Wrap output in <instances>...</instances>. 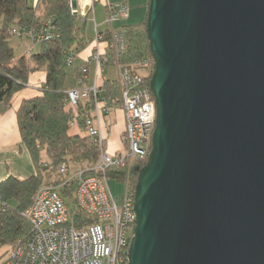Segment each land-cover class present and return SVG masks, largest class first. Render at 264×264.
Masks as SVG:
<instances>
[{"label":"water","instance_id":"1","mask_svg":"<svg viewBox=\"0 0 264 264\" xmlns=\"http://www.w3.org/2000/svg\"><path fill=\"white\" fill-rule=\"evenodd\" d=\"M146 31L156 128L128 264H264V0H150Z\"/></svg>","mask_w":264,"mask_h":264},{"label":"built area","instance_id":"2","mask_svg":"<svg viewBox=\"0 0 264 264\" xmlns=\"http://www.w3.org/2000/svg\"><path fill=\"white\" fill-rule=\"evenodd\" d=\"M69 1L72 7V0ZM77 2L76 16L84 22L91 11L94 14L93 2ZM87 2L91 8L88 15L84 12ZM129 11L125 4H107L108 40L98 32L94 21V48L90 57L96 67L94 82L85 89L88 70L83 67L75 88L67 91L65 108L71 111L70 127L72 130L81 128L83 135L98 146V161L92 167L71 169L65 163L57 167V173L65 182L59 186L45 185L38 190L33 204L23 213L32 226L30 238L10 247L0 264H128L136 227L135 192L129 173L133 166L148 160L156 128V103L150 82H147V70L152 62L154 64L153 59L130 65L120 62L128 51V41L126 32L116 28L115 23L127 19ZM56 30L57 26L48 22L41 34L16 28L11 33L18 38L24 36L40 42L58 37ZM103 43L107 46L105 51L101 50ZM76 57L73 51H67L69 67ZM109 68L117 77L112 81L120 84L118 94L108 95L102 88V77ZM117 106L122 107L126 126L120 136L122 148L111 151L110 138L104 136L101 129V119ZM121 175L125 177L120 179ZM110 178L125 183L126 191L120 198L112 194ZM75 179L78 185L70 207L60 190Z\"/></svg>","mask_w":264,"mask_h":264},{"label":"trees","instance_id":"3","mask_svg":"<svg viewBox=\"0 0 264 264\" xmlns=\"http://www.w3.org/2000/svg\"><path fill=\"white\" fill-rule=\"evenodd\" d=\"M48 22L57 26L58 37L34 42V50L17 55L10 43L12 38L18 39L12 35V30L16 28L41 34ZM86 22H79L77 16H73L69 0H0V113L5 112L11 105V99L26 87L31 74L39 71L46 74L40 95L25 99L17 111L22 143L30 154L35 173L27 179L10 176L0 182V249L7 248L4 254L13 245L30 238L32 226L23 213L33 204L38 190L45 185L59 186L65 182L55 167L63 163L71 169L92 167L98 161V146L83 134L71 133L72 115L65 108L67 91L70 90L67 86L68 68L75 64L67 65V51L71 50L78 56L92 42L93 37L88 38L86 33ZM146 22L147 18L144 22L123 27L128 51L120 58L122 64L153 59ZM103 34L108 40V34ZM82 69L80 66L74 72L76 82L82 76ZM149 69L147 82L154 72L153 62ZM107 84L116 88L115 81L108 80ZM147 161L131 168L129 176L133 192L139 171ZM52 177L55 180L52 181ZM124 177L119 176L120 179ZM77 185L78 180L75 179L60 190L68 204L74 202Z\"/></svg>","mask_w":264,"mask_h":264},{"label":"crops","instance_id":"4","mask_svg":"<svg viewBox=\"0 0 264 264\" xmlns=\"http://www.w3.org/2000/svg\"><path fill=\"white\" fill-rule=\"evenodd\" d=\"M94 5V14L88 16L87 22L89 19L95 21L98 25V32L105 33L108 31L109 27L105 23L106 21V7L107 4H125L129 8V17L125 20L117 22L116 28H123L125 25H132L136 23H129L132 18L139 16L140 21L144 18H147L148 15V0H92ZM101 11L103 20L98 22L97 20V10ZM135 9V10H133ZM139 9V10H138ZM143 10V11H142ZM145 10V12H144ZM141 12V15L140 13ZM143 15V16H142ZM142 19H141V17ZM81 22V21H80ZM83 22V21H82ZM86 22V23H87ZM102 28V29H101ZM95 34V28H94ZM92 36V35H91ZM18 41V40H17ZM31 40L25 38L18 41L19 47H24L25 54L28 51L31 52L34 50L35 46ZM101 45L102 50H106L107 46L105 43ZM93 47L90 45L83 52L78 54L75 64L68 68L71 72L68 71L70 76L75 80V85L68 87V89L75 88L77 82V77L74 75L75 70L78 67H86L88 70V76L86 80V85L91 86L94 82L96 67L90 62V56L92 54ZM20 55V56H21ZM112 68L106 69V76L102 77V82L112 81L110 72ZM46 80V74L43 71L35 72L30 75L29 82L26 87L16 94L11 102V105L8 109L0 113V182L6 180L8 177L13 176L19 179H27L35 173L32 159L29 152L25 149L22 143L21 135L17 123V111L21 103L25 99L33 98L40 95V89L44 85ZM126 122L125 116L122 109L119 107L113 108L110 114L103 116L101 119V129L103 135L109 139L110 150L115 151L122 148L120 144V136L125 130ZM72 134H82L81 128L71 129ZM110 135V136H108Z\"/></svg>","mask_w":264,"mask_h":264},{"label":"rangeland","instance_id":"5","mask_svg":"<svg viewBox=\"0 0 264 264\" xmlns=\"http://www.w3.org/2000/svg\"><path fill=\"white\" fill-rule=\"evenodd\" d=\"M93 2V1H92ZM91 2V3H92ZM82 4L84 3V0H82V2H81ZM77 4H78V2H77ZM90 3L89 2H87V4H86V8H85V10H84V12H85V14L86 15H88V13L90 12V10H91V8L90 7H88V5H89ZM77 8H78V5H77ZM88 8V9H87ZM87 9V10H86ZM93 10H94V7H93ZM133 10H135V9H133ZM139 10V9H138ZM143 11V10H142ZM144 12H145V10H144ZM138 13H140V15H141V12H139L138 11ZM90 14H93V12L91 11L90 13H89V15ZM88 15V16H89ZM88 16H86L85 17V19L87 18L88 19ZM143 16V15H142ZM144 16H145V14H144ZM144 16H143V20H141V21H144L145 19H146V17L144 18ZM141 17V16H140ZM81 18V17H80ZM78 19V21L80 22L81 21V19ZM87 19H86V21H87ZM141 19H142V17H141ZM97 20H98V22H102V20H103V17H102V14H101V11L98 9L97 10ZM140 21V18H139V16H137V17H135V18H132L131 20H130V22L129 23H136V24H138V23H141V22H139ZM82 22V21H81ZM116 25H118V24H116L115 23V26ZM102 29V28H101ZM86 33H87V36H88V38H92V37H94V23L92 22V20L91 19H89V21L87 22V25H86ZM92 35V36H91ZM25 38H27V37H21V38H18V39H15V38H12L11 40H10V43H11V45L15 48V50H16V54L17 55H21L23 52H24V47H19V46H17L18 45V41L20 40V39H25ZM90 38V39H91ZM18 40V41H17ZM29 40H31V39H29ZM30 42H33V40H31ZM33 44H34V42H33ZM35 45V44H34ZM90 45L94 48V45H93V42H90ZM90 45H88L87 46V48L90 46ZM101 45H104V44H101ZM93 50V49H92ZM102 50V49H101ZM103 51V50H102ZM27 53H30L29 51L27 52ZM92 55V54H91ZM91 57V56H90ZM90 59V58H89ZM148 70H150V69H148ZM147 70V71H148ZM68 71L69 72H71V70H69L68 69ZM149 72V71H148ZM142 73H147L145 70H142ZM87 75H86V78H87V76H88V72L86 73ZM110 75H111V77H112V79H117V77H116V73H115V71H111L110 72ZM151 80V79H150ZM118 83V82H117ZM75 85V80L71 77V76H69L68 77V79H67V86L68 87H72V86H74ZM101 85H102V88L106 91V92H108V95H111L110 93H117L119 90H120V84H116V88H112L111 86L110 87H108V84H107V81H105V82H101ZM100 85V86H101ZM84 87H85V89H86V87H88V85H84ZM112 88V89H111ZM13 99V98H12ZM12 99H11V102H12ZM117 107H119L120 109H122V107L121 106H117ZM83 134V133H82ZM42 157H44V155L42 156ZM57 167H55V169H56ZM55 176V175H54ZM57 178V177H56ZM53 180H55V177H52V181ZM109 187H110V189H111V192H112V194L114 195V197L115 198H120L122 195H124V193H125V191H126V185H125V183L124 182H122V181H119V180H117V179H114V178H110V180H109ZM71 198V197H70ZM73 200V198L70 200L69 199V201L71 202ZM69 206L71 207L72 206V204H69ZM7 250V248H3V249H0V256L2 255V254H4V252Z\"/></svg>","mask_w":264,"mask_h":264}]
</instances>
